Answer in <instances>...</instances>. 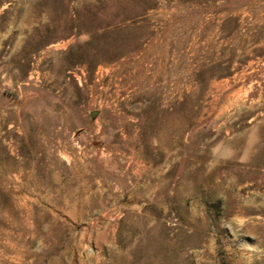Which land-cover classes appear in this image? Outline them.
<instances>
[{
  "label": "rangeland",
  "instance_id": "obj_1",
  "mask_svg": "<svg viewBox=\"0 0 264 264\" xmlns=\"http://www.w3.org/2000/svg\"><path fill=\"white\" fill-rule=\"evenodd\" d=\"M0 264H264V0H0Z\"/></svg>",
  "mask_w": 264,
  "mask_h": 264
},
{
  "label": "water",
  "instance_id": "obj_2",
  "mask_svg": "<svg viewBox=\"0 0 264 264\" xmlns=\"http://www.w3.org/2000/svg\"><path fill=\"white\" fill-rule=\"evenodd\" d=\"M96 114H93L92 117H95Z\"/></svg>",
  "mask_w": 264,
  "mask_h": 264
}]
</instances>
